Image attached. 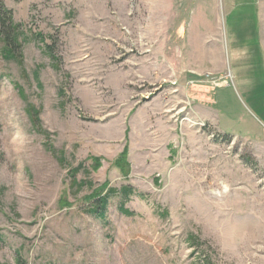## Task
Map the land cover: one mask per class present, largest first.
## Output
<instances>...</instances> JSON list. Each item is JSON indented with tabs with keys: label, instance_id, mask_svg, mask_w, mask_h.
<instances>
[{
	"label": "rangeland",
	"instance_id": "obj_1",
	"mask_svg": "<svg viewBox=\"0 0 264 264\" xmlns=\"http://www.w3.org/2000/svg\"><path fill=\"white\" fill-rule=\"evenodd\" d=\"M3 1L0 264H264V0Z\"/></svg>",
	"mask_w": 264,
	"mask_h": 264
},
{
	"label": "trees",
	"instance_id": "obj_2",
	"mask_svg": "<svg viewBox=\"0 0 264 264\" xmlns=\"http://www.w3.org/2000/svg\"><path fill=\"white\" fill-rule=\"evenodd\" d=\"M23 27H24L23 24L15 22L13 12L6 7L3 0H0V38L4 43L2 57H4V59L7 61H16L20 65H23V55L20 51L23 47V44L27 40L26 34L23 31ZM36 37L43 44H45L46 38L43 34L38 33ZM45 49L47 54L51 57V59L58 64L59 60L55 56L54 48L51 45H46ZM20 93L24 95V92L21 89H20ZM27 112L32 120L34 127L41 134L45 135V137L48 139L50 137V134L44 131L42 128V122L40 118L41 111L39 109H36L34 106H29ZM46 146L53 154H56L50 145H46ZM123 158L124 157H122L120 161L123 162L124 160ZM58 160L61 164H65V159L63 157H60ZM81 170H82V166L73 169L71 171V176L73 178L72 185L74 188H77L78 191H81L85 187L92 188L93 186V184L90 182L77 181L76 176L79 174ZM122 192L128 198L134 194V191L131 187H124L122 189ZM117 194L118 191L116 189H109L107 191V194H105L104 196H99L97 199L93 200V205L89 212H91V214L95 215L96 217L105 220L109 196L111 195L115 196ZM126 214L133 215L128 211H126ZM189 240L191 241L190 244L194 245L193 241L196 240L195 237L190 236ZM0 241H1V237H0ZM17 264H26V263L21 259H18Z\"/></svg>",
	"mask_w": 264,
	"mask_h": 264
}]
</instances>
